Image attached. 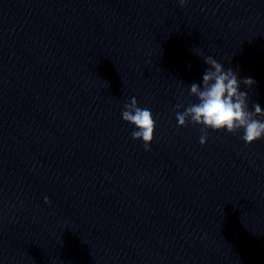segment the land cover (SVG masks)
Masks as SVG:
<instances>
[{
    "label": "clouds",
    "instance_id": "9594fccd",
    "mask_svg": "<svg viewBox=\"0 0 264 264\" xmlns=\"http://www.w3.org/2000/svg\"><path fill=\"white\" fill-rule=\"evenodd\" d=\"M187 0H179L184 7ZM208 66L202 76L200 84L193 83L190 86V95L196 97L197 102L188 105L183 111L176 112L178 127H186L189 123L200 125L202 135L200 144L204 145L208 139V130L223 131L235 134L243 131L241 139L248 145L264 138V110L258 103L249 109L248 93L241 91V84L251 88L256 82L253 78L241 80L231 68L225 70L224 66L211 56L204 58ZM176 109L183 108L178 103ZM122 119L134 125L131 136L134 140H142L143 147L150 151V145L154 140L156 121L148 108H141L133 97L129 103H125L121 112ZM45 203L50 201L45 198Z\"/></svg>",
    "mask_w": 264,
    "mask_h": 264
}]
</instances>
